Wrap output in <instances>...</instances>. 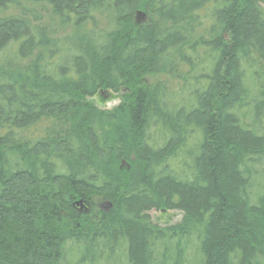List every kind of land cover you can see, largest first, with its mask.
<instances>
[{
    "label": "trees",
    "instance_id": "1",
    "mask_svg": "<svg viewBox=\"0 0 264 264\" xmlns=\"http://www.w3.org/2000/svg\"><path fill=\"white\" fill-rule=\"evenodd\" d=\"M31 1L76 33L0 0V264H264V85L249 99L243 69L264 59L259 0Z\"/></svg>",
    "mask_w": 264,
    "mask_h": 264
},
{
    "label": "rangeland",
    "instance_id": "2",
    "mask_svg": "<svg viewBox=\"0 0 264 264\" xmlns=\"http://www.w3.org/2000/svg\"><path fill=\"white\" fill-rule=\"evenodd\" d=\"M260 7L264 10V0H259L258 1ZM10 12L14 13H22L23 11L25 13H35L38 17L39 20H35L33 23L38 24L39 26L43 27L44 30L46 31L47 34L54 38L61 39L63 37H71L75 35L74 29L71 28L70 25L64 24L60 21V19L54 15L51 11L50 5L47 2H32L31 0H14V3L10 7ZM144 14V13H143ZM31 17V15H29ZM99 14L97 13L95 15V18H98ZM145 14H144V19H145ZM141 16H136V21H139ZM111 18L110 15L107 13L102 12L101 14V20L100 22L96 23V29H107V27H112L114 23H111ZM200 21L199 23L195 22L196 24H200V30L198 32H202L201 28L204 26L205 28L208 26V18H198ZM196 29V28H195ZM197 33H195L196 35ZM200 55L201 59L202 57L204 58V52L200 50ZM254 56V55H253ZM186 68H183V70ZM244 69V75H245V82L246 86L248 88V98H252L254 93L256 92V85L263 84L264 85V59H256V58H249L245 65H243ZM166 76L162 73H154L150 75H146L143 78L144 83L146 84H153L159 80H165ZM190 84V83H189ZM167 86L172 89L173 91L179 93L182 97L185 95L181 92L180 89V83L176 82L173 79H168ZM127 89H119L118 92H113L111 90H100L97 94H95L93 97H90L89 100L93 102V104L99 108V109H106V108H101L97 105V99L102 103L107 99L113 98V96L118 97L119 101L122 100L123 96L126 94ZM251 109L250 105L241 108L240 113H244V120L247 121L248 123L251 122ZM261 123L260 125L263 126L264 128V108H263V113L261 114L260 118ZM191 141V140H190ZM187 142L188 147H190L193 142L191 141ZM186 142V143H187ZM183 154V153H182ZM189 156H185V159L180 158L178 163H175L176 165L174 166V170L178 169L181 165L179 164L181 161L184 162V160H188ZM177 160H174V162ZM182 167V166H181ZM254 182V180H252ZM85 205L82 203L79 205V208H84ZM148 214L150 216V220L160 226H165V225H170L177 223L181 220L182 218V211L180 210H155V209H150L148 211ZM121 260L124 261V257L120 258ZM74 257L70 254L67 255V260L66 264H73ZM123 261H121L120 264H125ZM100 264V263H97ZM111 264V263H108ZM119 264V263H117Z\"/></svg>",
    "mask_w": 264,
    "mask_h": 264
},
{
    "label": "clouds",
    "instance_id": "3",
    "mask_svg": "<svg viewBox=\"0 0 264 264\" xmlns=\"http://www.w3.org/2000/svg\"><path fill=\"white\" fill-rule=\"evenodd\" d=\"M96 102H97V105L99 107L111 110L114 107H116L119 104L120 101H119L118 97L113 96V98L107 99V100H105L102 103L98 99H97Z\"/></svg>",
    "mask_w": 264,
    "mask_h": 264
},
{
    "label": "water",
    "instance_id": "4",
    "mask_svg": "<svg viewBox=\"0 0 264 264\" xmlns=\"http://www.w3.org/2000/svg\"><path fill=\"white\" fill-rule=\"evenodd\" d=\"M137 15H138V16H141L142 18L144 17L143 12H141V11H137ZM76 203H77V204H80L81 201L79 200V201H77Z\"/></svg>",
    "mask_w": 264,
    "mask_h": 264
},
{
    "label": "flooded vegetation",
    "instance_id": "5",
    "mask_svg": "<svg viewBox=\"0 0 264 264\" xmlns=\"http://www.w3.org/2000/svg\"><path fill=\"white\" fill-rule=\"evenodd\" d=\"M80 209H82V208H80Z\"/></svg>",
    "mask_w": 264,
    "mask_h": 264
}]
</instances>
